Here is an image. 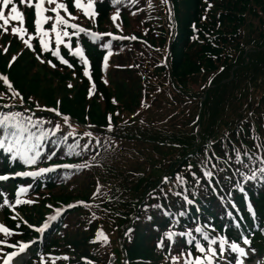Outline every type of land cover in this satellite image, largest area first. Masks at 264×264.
Here are the masks:
<instances>
[{"label":"trees","instance_id":"trees-1","mask_svg":"<svg viewBox=\"0 0 264 264\" xmlns=\"http://www.w3.org/2000/svg\"><path fill=\"white\" fill-rule=\"evenodd\" d=\"M118 9H122L120 19L114 21L111 16ZM69 10L75 12L74 6ZM94 10V19L78 12L79 20L113 38L94 42L81 33L70 39L73 48L78 39L84 50L89 76H84L82 62L64 48L61 55L72 67L43 53L55 68L38 75L30 69L39 70L34 62L21 69L14 63L7 71L24 97L23 108L39 104L43 113L36 116L50 122L43 127L61 125L55 137L41 141L44 153L56 152V161L79 165L63 174L51 173L44 187L36 183L34 193L43 190V200L54 204L72 198L93 203L68 211L46 236L44 250L59 251L70 264H85L84 258L92 264H161L162 254L172 250L194 251L184 238H174V248H157L173 217L179 220L174 231L210 225L206 229L210 235L223 234L238 243L247 236L252 247L261 249L264 180L233 186L240 179L232 175L234 167H225L213 157L212 162L219 163V176L213 177L217 191L208 194L196 192L199 185L185 186L196 192L191 206L181 207L183 196L169 193L164 199L153 190L162 186L165 191L169 187L181 191L175 182L177 173L191 184L185 169L191 164L199 176L206 150L221 159L227 153L235 163L233 149L257 152L256 145L264 143V0H167L166 4L97 0ZM32 18L28 12L29 28ZM5 62H1L3 71ZM0 91L6 90L0 85ZM49 107L70 116L72 127L48 112ZM109 117L112 132L107 131ZM80 124L93 126L92 139L84 136ZM73 130L74 136L59 139L60 133ZM73 141H79L75 151L80 155L66 154ZM84 143L92 147L84 150ZM14 166L20 164L3 158L0 167ZM164 176L169 183L161 185ZM156 203L170 204L171 215L165 217L151 207L145 210V204ZM181 210L185 215L177 216ZM98 230L107 242L97 239Z\"/></svg>","mask_w":264,"mask_h":264},{"label":"snow or ice","instance_id":"snow-or-ice-1","mask_svg":"<svg viewBox=\"0 0 264 264\" xmlns=\"http://www.w3.org/2000/svg\"><path fill=\"white\" fill-rule=\"evenodd\" d=\"M95 0H87L86 3L82 0H70L69 4L65 2H58V0H18L19 5H25L29 9H34L35 19L34 23V34L39 41V48L34 47L33 35L27 32V29L24 27L25 17L24 14L19 10L18 4L14 0H0V28L4 32L8 31L9 26H11V33L18 37L24 44V46L32 50L36 54V59L41 63L45 61L41 59V55L38 53H50L51 56L56 57L62 64L72 67L67 59L61 55L60 46L63 45L64 48L68 49V54L74 57H78L82 62L83 74L84 76H89V61L85 55L84 50L77 41L75 47L71 45L65 38L71 39V37H78L81 33H84L91 37L95 42L101 36L112 35L111 33H97L93 32L90 29L81 27L74 21L77 19L76 16H73L69 11V6H74L78 11H81L85 17L94 19L97 15V12L94 10ZM135 2V0H132ZM161 3H167V0H161ZM49 7H45V5ZM54 5V6H53ZM211 7V5H209ZM61 10H63L64 15H61ZM50 12L53 15H45V13ZM169 16H171V10L169 9ZM117 18L116 14L113 15L112 19L115 21ZM12 22H19L20 26L12 25ZM50 23V28H45L46 24ZM71 30V31H69ZM54 36L55 47L51 46L52 37ZM102 47L108 48V44H102ZM8 49L5 48L4 52H7ZM17 59V56L13 55L9 61V66L11 63ZM108 54L104 56V60L107 61ZM47 63L55 68L56 64L52 60H48ZM0 81L6 86V90L11 93L9 99L18 100L21 110H15L17 105L15 103H6L0 105V109H6L7 111L0 112V153L7 154V158L10 162L19 160L25 166L32 168L33 170L21 171L15 173L0 174V182L9 180L10 176H28V177H37L43 173H50L56 169H73L79 167V165L74 164H49L47 167H36L42 158V154L47 156L49 161L56 156V152L44 153L43 145L41 141L45 140L46 137L52 136L55 137L57 133L60 132L61 125L56 124L52 128L43 127L44 124L50 123L44 121L42 118H39L35 115H28L30 109L23 108L25 103L24 97L19 91H17L12 82L7 76H0ZM71 87V85H69ZM91 91V89H90ZM5 93H0V98H4ZM29 101L32 100L31 97L28 98ZM37 109H41L39 104L36 105ZM48 111H56L55 109H48ZM57 116L61 114L56 113ZM111 117H109V124L107 127L108 132L113 131L111 124ZM64 124H67L71 128L69 123V117L67 115L63 116ZM75 131L67 133V135L60 133L59 139L64 141L68 139L69 136H74ZM84 136L92 139L93 133L91 131L84 132ZM99 141H97V145ZM59 146V145H56ZM69 152L66 154H72L77 148L80 147L79 141H73L69 146ZM92 147L90 143H84L82 148L88 150ZM257 152L243 151L233 149L234 151V161L231 155L225 154L226 158L221 159L217 157L215 153L211 155L207 154L203 160L199 162V172L200 175H197V171L193 170V166L189 164L185 169L186 173H190L192 177L191 184L185 179V177L179 173L176 174L175 182L178 188H181V191H174L171 187L167 191L161 186L158 189H154L153 193L159 192L162 195V198L166 199L171 193L174 196L180 197L183 196L181 207L191 206L196 202L195 196L196 192L205 191L208 194L214 193L217 191L215 188L216 180L213 179L214 176H219V163H223L225 167L232 166L234 167V172L232 175L239 177V181L236 182L233 186H237L243 182H251L253 180H264V143L256 145ZM76 155H80L79 151H75ZM213 157L219 163H213ZM169 177L164 176L161 181V185L169 183ZM199 185L200 188L196 192L187 191V187H194ZM28 187H31L29 185ZM27 187H18L16 190V199L15 203H11L8 199L3 200V205L9 208L15 209L16 205L22 203L32 204L34 201L26 200L22 201L20 199L21 193L26 192ZM240 191L243 192L244 189L240 188ZM95 196L96 193H93ZM150 197L152 193L149 194ZM0 196H6L5 193L0 192ZM191 197V198H190ZM82 203V202H80ZM75 205L69 204L67 207L71 208ZM51 207V206H49ZM145 210L147 211L149 207L157 209L165 217L171 215V212L168 209L171 205H163L160 203L148 205L145 204ZM251 211V208H249ZM64 211L63 208H56L53 215H49L44 222L36 227L31 224H28L29 228H34L38 233L44 232L49 228L50 224L57 220L60 214ZM177 216H184L185 211L181 210L176 213ZM229 216L232 215L231 212L228 213ZM12 219H17L16 216H13ZM149 220L152 219L151 216L148 217ZM27 224V221H24ZM179 223L175 217L172 218V224L169 225L168 229L163 232L161 239L157 242V248L163 249L165 247L171 248L176 241L174 238H184L186 243L193 245L194 251L190 248L186 251H181L179 255H171L172 264H176L178 260L182 259V264H246L247 258L255 252V249L246 250V247L250 245L251 241L247 236H242L240 239L244 246H241V243L236 241H229L223 234H213L210 235L207 228H211L210 225H200L197 224L194 230H182L174 231L173 229ZM17 228L19 225L16 226ZM156 230H159L158 228ZM129 232L132 229L128 230ZM0 233H3L5 237H11L16 235L13 229L5 226L3 223H0ZM193 233L199 234L194 235ZM97 239H103L107 242V236L103 234L102 231H97ZM166 241L169 242L166 244ZM95 242V241H94ZM34 241H17L13 244H8L6 240H0V245H7L8 248L14 249L12 251L3 252V249H0V252H3L2 264H14V258L18 255L24 253ZM232 254H235L234 256ZM68 260V256H48L40 255L39 264H47L48 260H52L53 264L57 260ZM85 259V264H92V261ZM127 264V262H125ZM255 264H261L260 261H256Z\"/></svg>","mask_w":264,"mask_h":264},{"label":"rangeland","instance_id":"rangeland-1","mask_svg":"<svg viewBox=\"0 0 264 264\" xmlns=\"http://www.w3.org/2000/svg\"><path fill=\"white\" fill-rule=\"evenodd\" d=\"M14 2H16V0H14ZM58 2H62V0H58ZM22 6H25V5H22ZM22 6H18V8L21 12L23 9ZM45 7H49V6L46 4ZM45 15H53V14H51L50 12H47V13H45ZM61 15H64L63 10H61ZM86 18H89V17H86ZM12 25L20 26L19 22H12ZM49 25H50V23H49ZM44 27H46V25ZM51 46H52V43H51ZM5 47H7L10 54L12 53L13 55L17 56L15 63H16V65H18V68H20V69L23 68L22 65H28L32 62H34V65H37L39 70L37 71L35 67H31L30 69L34 70L38 75L45 73L43 71V69H50L47 63H45V62L41 63L39 60H37L33 56L32 51L27 49L24 46L23 42L18 37L14 36L11 33V26H9L7 32H4L2 28L0 31V55H1L0 61H4L6 59V57L9 56L8 52H4V53H7V55L3 54ZM19 57H21V59ZM37 198L40 199L41 197L37 196ZM42 198H44V195ZM50 203H51L50 201L42 199V201L39 204L35 205V208L31 207L32 208L31 211L34 210V212H33L34 214L29 215V216L31 217L33 222H35V219L38 218V216H41L42 214H44V212H46V209L50 208L49 206L54 205V204L50 205ZM0 223H2V216L1 215H0ZM232 255L234 256L235 254H232ZM160 262H161V264H172L169 256L168 257H162ZM255 262L256 261H252V262L246 261V264H255ZM176 264H182V259L178 260L176 262ZM233 264H234V262H233ZM261 264H264V254H263L262 259H261Z\"/></svg>","mask_w":264,"mask_h":264}]
</instances>
